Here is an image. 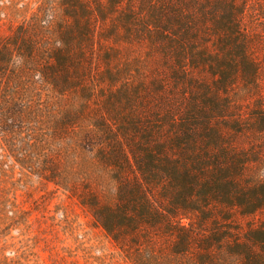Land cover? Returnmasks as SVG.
<instances>
[{"label":"trees","instance_id":"trees-1","mask_svg":"<svg viewBox=\"0 0 264 264\" xmlns=\"http://www.w3.org/2000/svg\"><path fill=\"white\" fill-rule=\"evenodd\" d=\"M55 4L0 39V146L132 264H264V0Z\"/></svg>","mask_w":264,"mask_h":264},{"label":"rangeland","instance_id":"rangeland-1","mask_svg":"<svg viewBox=\"0 0 264 264\" xmlns=\"http://www.w3.org/2000/svg\"><path fill=\"white\" fill-rule=\"evenodd\" d=\"M40 1L0 0V39L29 19ZM264 87V71L262 74ZM42 125L40 143H26L32 163L43 165L59 148ZM111 189V188H110ZM113 191V189H112ZM242 224H260L264 211L238 215ZM0 264H132L88 207L54 181L14 162L0 146Z\"/></svg>","mask_w":264,"mask_h":264}]
</instances>
